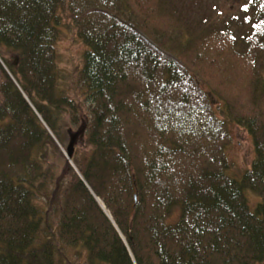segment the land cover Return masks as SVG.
Masks as SVG:
<instances>
[{
    "label": "trees",
    "instance_id": "obj_1",
    "mask_svg": "<svg viewBox=\"0 0 264 264\" xmlns=\"http://www.w3.org/2000/svg\"><path fill=\"white\" fill-rule=\"evenodd\" d=\"M180 1L0 0V264H53L59 242L88 264H264V0L242 35ZM68 19L87 47L91 153L59 239L41 242L37 202L83 118L58 72ZM232 125L255 149L239 178Z\"/></svg>",
    "mask_w": 264,
    "mask_h": 264
},
{
    "label": "rangeland",
    "instance_id": "obj_2",
    "mask_svg": "<svg viewBox=\"0 0 264 264\" xmlns=\"http://www.w3.org/2000/svg\"><path fill=\"white\" fill-rule=\"evenodd\" d=\"M254 0H187L180 1L178 10L183 8V16L191 19L192 15L185 9L195 11L193 17L196 21L208 20L217 27L231 28L234 33L242 35L249 30L247 22L252 19ZM195 5V6H194ZM167 7H170L168 3ZM60 38L57 44L58 72L60 74V84L70 95L71 99L80 102L82 107V116L79 119V125L73 126L70 135H77L74 144V155L71 162L67 158V150L58 146L64 153L68 165L62 159H58V172L56 178L50 186L49 200L39 201L38 206L43 214L44 223L41 226V242L47 237V233L54 234L59 239V228L61 225L64 204L66 201L67 188L75 179L74 174H79L77 164L84 165L88 160L91 147L87 143V132L84 126L85 119L89 115V104L86 101L84 87L80 82V72L84 65V54L87 50L86 45L78 37L77 30L73 21L70 19L63 21ZM82 126V127H81ZM85 128V129H84ZM232 142L227 149V155L230 162V173L239 178L245 171L251 168L255 160V149L250 134L243 128L232 125L230 127ZM67 147L70 143V138ZM67 149V148H66ZM75 159V160H74ZM77 163V164H76ZM61 170V171H60ZM250 202L256 204L258 198L252 194L249 195ZM108 216L109 213L107 212ZM177 214L170 218V222L177 221ZM40 236V237H41ZM50 236V235H49ZM49 240H53L49 237ZM59 241V240H58ZM57 249L53 254V264H88V256L84 249L74 248L60 242L57 243ZM55 246V244H52Z\"/></svg>",
    "mask_w": 264,
    "mask_h": 264
},
{
    "label": "water",
    "instance_id": "obj_3",
    "mask_svg": "<svg viewBox=\"0 0 264 264\" xmlns=\"http://www.w3.org/2000/svg\"><path fill=\"white\" fill-rule=\"evenodd\" d=\"M71 136V135H70ZM77 135H72L71 138H70V143L67 147V158H68V161L71 162L72 159H73V155H74V144H75V138H76ZM96 201L102 206V203L96 198ZM103 210L105 211V208L102 206ZM108 218H110L108 216ZM111 220V218H110Z\"/></svg>",
    "mask_w": 264,
    "mask_h": 264
}]
</instances>
